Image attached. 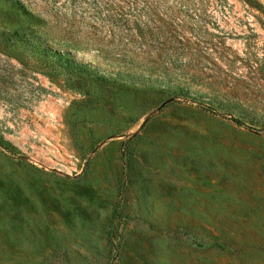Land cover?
<instances>
[{
    "label": "rangeland",
    "instance_id": "rangeland-1",
    "mask_svg": "<svg viewBox=\"0 0 264 264\" xmlns=\"http://www.w3.org/2000/svg\"><path fill=\"white\" fill-rule=\"evenodd\" d=\"M0 264H264V0H0Z\"/></svg>",
    "mask_w": 264,
    "mask_h": 264
},
{
    "label": "trees",
    "instance_id": "trees-1",
    "mask_svg": "<svg viewBox=\"0 0 264 264\" xmlns=\"http://www.w3.org/2000/svg\"><path fill=\"white\" fill-rule=\"evenodd\" d=\"M10 154L14 155V156H17L19 158H21L22 156L18 155L17 152L11 148L10 146H5L4 147Z\"/></svg>",
    "mask_w": 264,
    "mask_h": 264
}]
</instances>
